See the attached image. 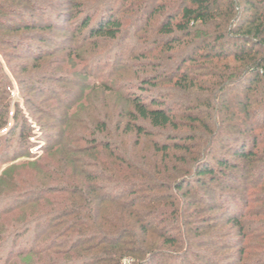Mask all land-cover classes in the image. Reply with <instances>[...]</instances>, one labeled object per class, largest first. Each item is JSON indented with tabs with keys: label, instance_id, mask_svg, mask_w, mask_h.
<instances>
[{
	"label": "trees",
	"instance_id": "1",
	"mask_svg": "<svg viewBox=\"0 0 264 264\" xmlns=\"http://www.w3.org/2000/svg\"><path fill=\"white\" fill-rule=\"evenodd\" d=\"M95 2L96 17L78 30L119 41V16L134 7L148 29L136 33L129 58L147 54L136 52L152 34L159 51L130 65L137 87H168L148 101L119 94L110 123L99 114L89 117L92 129L74 121L88 145L73 155L86 160L31 192V208L43 211L30 215L33 224L45 222L54 236L40 247L44 264H217L200 250L210 241L211 215L202 214L227 201L225 224L241 239L236 264H264V0ZM26 4L0 0V13L25 14Z\"/></svg>",
	"mask_w": 264,
	"mask_h": 264
},
{
	"label": "rangeland",
	"instance_id": "2",
	"mask_svg": "<svg viewBox=\"0 0 264 264\" xmlns=\"http://www.w3.org/2000/svg\"><path fill=\"white\" fill-rule=\"evenodd\" d=\"M26 1L25 14L0 13L6 18H0V175L16 164L0 177V261L5 264L29 263L23 258L31 249L30 263L44 264L40 247L54 236L52 230L43 232L45 222L39 220L33 224L32 218L43 211L39 207L31 208V192L43 191L62 166L86 160L84 155H73L78 147L88 145L78 139L86 138V134H80L74 121L90 122L91 115L99 114V120L110 123L116 120L113 114L119 111V94L148 101L149 97H155L156 91L161 95L166 91L163 88L168 87L152 86L142 92L132 75L137 68L130 65H146L159 54L150 43L155 38L152 34L141 40L144 48L139 46L140 52H136L143 54L147 50L145 58H129L137 45H134L136 33L148 29L144 27L146 19L135 14L134 7L119 16L123 22L119 34H124L122 38L107 41L94 40L88 27L78 30L85 17H96L94 4L99 0ZM119 9L116 4L114 10ZM156 19L152 18L149 25ZM119 75L124 80H117ZM126 82L130 83L129 89H126L128 84L124 86ZM113 106L116 110L112 113ZM64 130L66 139L62 136ZM224 206H229V201ZM224 206L203 212V217L211 215V221L207 222L209 231L203 236L210 235V239L205 238L210 241L202 242L205 246L200 250L205 260L236 264L237 244L241 239L225 224L228 214ZM38 223L41 229L36 230Z\"/></svg>",
	"mask_w": 264,
	"mask_h": 264
}]
</instances>
